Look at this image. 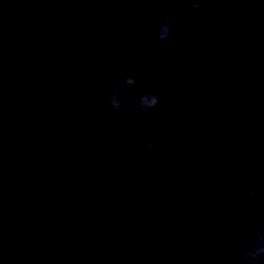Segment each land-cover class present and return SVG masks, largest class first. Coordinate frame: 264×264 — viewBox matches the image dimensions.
Here are the masks:
<instances>
[{
    "label": "water",
    "instance_id": "water-1",
    "mask_svg": "<svg viewBox=\"0 0 264 264\" xmlns=\"http://www.w3.org/2000/svg\"><path fill=\"white\" fill-rule=\"evenodd\" d=\"M0 264H264V0H0Z\"/></svg>",
    "mask_w": 264,
    "mask_h": 264
},
{
    "label": "clouds",
    "instance_id": "clouds-1",
    "mask_svg": "<svg viewBox=\"0 0 264 264\" xmlns=\"http://www.w3.org/2000/svg\"><path fill=\"white\" fill-rule=\"evenodd\" d=\"M169 30H170V24H169V22L166 21L165 24L162 25L160 30H159L161 38L167 36ZM127 83L133 84V83H135V81L133 79L129 78L127 80ZM156 102H157L156 97H152V103L154 104ZM113 105L118 107V104H117L115 98H113Z\"/></svg>",
    "mask_w": 264,
    "mask_h": 264
}]
</instances>
